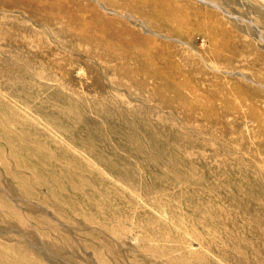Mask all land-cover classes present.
I'll return each instance as SVG.
<instances>
[{
  "label": "rangeland",
  "instance_id": "374dc122",
  "mask_svg": "<svg viewBox=\"0 0 264 264\" xmlns=\"http://www.w3.org/2000/svg\"><path fill=\"white\" fill-rule=\"evenodd\" d=\"M48 1L0 0V264H264V0Z\"/></svg>",
  "mask_w": 264,
  "mask_h": 264
},
{
  "label": "bare ground",
  "instance_id": "6f19581e",
  "mask_svg": "<svg viewBox=\"0 0 264 264\" xmlns=\"http://www.w3.org/2000/svg\"><path fill=\"white\" fill-rule=\"evenodd\" d=\"M25 4L28 7V9H30L32 12L35 13H39L41 18L40 21L44 24L49 23L52 20L55 19H60L61 15L55 14V15H50L48 13V11L50 10H56L61 8L60 5L55 4H49L48 0H25ZM152 6V4H151ZM30 11V12H31ZM67 16H65V18L69 19L71 22H75L76 20L74 19V16L71 12H66ZM85 28L86 26L84 24H79V30H77V32H74V36L79 38L80 40L86 41V42H95L97 43L98 41L102 40L103 35L104 37L110 35V33H112V31H108V29L105 30V32L103 31L102 33H97L95 31V27H93L91 29V31L89 33L85 32ZM107 49L105 51H103V53L100 55L101 56H105L107 58L110 59H114V58H124L127 56H133L134 59H138L139 57V52H134L133 50H127L125 53H114L110 44L109 47H106ZM143 51V50H141ZM146 63H152L151 61H146L144 64L146 65ZM140 64V63H139ZM145 65H140L141 67L138 68V72H140L143 75H150L155 77H164L166 80V85H171L172 84V78H169L168 75H163L162 71H159L160 69H155V70H148L145 68Z\"/></svg>",
  "mask_w": 264,
  "mask_h": 264
}]
</instances>
